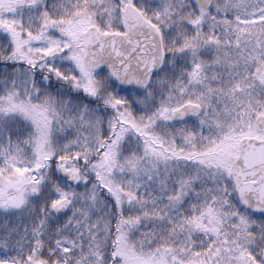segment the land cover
<instances>
[{
    "label": "snow or ice",
    "instance_id": "6c2138e0",
    "mask_svg": "<svg viewBox=\"0 0 264 264\" xmlns=\"http://www.w3.org/2000/svg\"><path fill=\"white\" fill-rule=\"evenodd\" d=\"M0 264H264V0H0Z\"/></svg>",
    "mask_w": 264,
    "mask_h": 264
}]
</instances>
